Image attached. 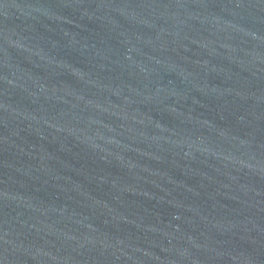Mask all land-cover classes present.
Listing matches in <instances>:
<instances>
[{"label": "water", "instance_id": "water-1", "mask_svg": "<svg viewBox=\"0 0 264 264\" xmlns=\"http://www.w3.org/2000/svg\"><path fill=\"white\" fill-rule=\"evenodd\" d=\"M0 264H264V0H0Z\"/></svg>", "mask_w": 264, "mask_h": 264}]
</instances>
